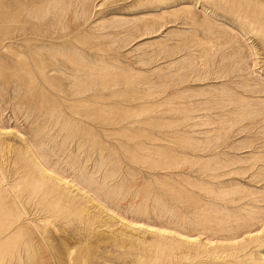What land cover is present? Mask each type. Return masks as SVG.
<instances>
[{
	"label": "rangeland",
	"instance_id": "obj_1",
	"mask_svg": "<svg viewBox=\"0 0 264 264\" xmlns=\"http://www.w3.org/2000/svg\"><path fill=\"white\" fill-rule=\"evenodd\" d=\"M0 264H264V0H0Z\"/></svg>",
	"mask_w": 264,
	"mask_h": 264
}]
</instances>
